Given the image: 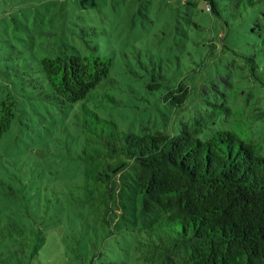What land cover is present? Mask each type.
<instances>
[{
    "label": "trees",
    "instance_id": "obj_1",
    "mask_svg": "<svg viewBox=\"0 0 264 264\" xmlns=\"http://www.w3.org/2000/svg\"><path fill=\"white\" fill-rule=\"evenodd\" d=\"M199 2L219 22L199 63L197 72L206 71L199 79L173 83L155 61L149 69L142 57L138 65L148 74L129 71L136 81L146 79L147 90L161 92L177 111L188 108L190 116L173 134L126 131L98 113L112 103L119 106L114 93L123 91L111 76L114 57L102 54L106 45L98 26H91L95 39L87 41L88 53L41 58V74L31 79L39 99L59 107L81 103L78 124L88 142L124 158L91 173L87 185L75 186L91 193L68 200L92 205V217L77 210L73 217L56 191L33 200L43 204L34 210L29 184L19 175L16 184L0 173V264H34L40 251L58 240L69 264H85L92 245L100 249L92 255L96 263L105 253L98 233L106 232L114 204L124 213L127 226L120 231L128 233L130 244L117 248L120 260L103 264H264V138H255L264 107L251 89L264 84V0L185 5ZM182 55L195 60L191 53ZM175 59L179 67L185 65L180 54ZM17 111L13 94L0 100V141ZM95 151L84 160L96 163L103 157L104 150ZM57 204L69 214L60 216ZM108 238L103 234V243Z\"/></svg>",
    "mask_w": 264,
    "mask_h": 264
},
{
    "label": "rangeland",
    "instance_id": "obj_2",
    "mask_svg": "<svg viewBox=\"0 0 264 264\" xmlns=\"http://www.w3.org/2000/svg\"><path fill=\"white\" fill-rule=\"evenodd\" d=\"M188 1L194 0H0V100L13 94L18 106L15 121L0 141V173L16 184L19 175L29 184L26 193L34 210L43 204L33 200L41 201L44 194L56 191L73 217H76L74 210L92 217V205L68 200L91 193L89 189L75 186L87 185L91 173L124 158L112 155L104 146L88 142L78 124L81 103L59 107L39 99V91L31 79L41 74V58L88 53L87 41L95 39L91 26H98L106 45L102 54L114 57L111 76L118 78L123 88L114 93L120 105L112 103L110 107L99 108L98 113L115 120L126 131L173 134L190 116L188 108L177 111L161 92L151 94L143 84L144 79L134 80L129 71L148 74L138 65L142 57L150 64L149 69L155 61L157 69L165 71L173 83L181 79L191 82L206 72L197 70L199 63L203 64L202 57L209 52L219 22L204 11V3L193 7L185 5ZM196 22L206 28L198 29ZM182 53L193 54L195 60ZM177 54L182 56L185 65H177ZM238 84L247 86L244 81ZM251 89L254 100L260 98L259 104L264 107V84L257 82ZM255 138H264V122L257 126ZM96 148L104 150L103 157L96 163L84 160L90 153H96ZM57 205L62 207L60 216L70 213L64 211L63 205ZM106 217L112 220L105 222L106 232L98 233V245L105 253L97 257L96 263H91L92 255L100 250L92 245L85 264L120 260L121 250L117 248L130 244L128 233L120 231L127 223L117 204ZM90 221L95 223L94 218ZM103 234L109 237L105 243ZM56 235L62 236V233ZM58 241L59 244L42 249L34 264H69Z\"/></svg>",
    "mask_w": 264,
    "mask_h": 264
}]
</instances>
